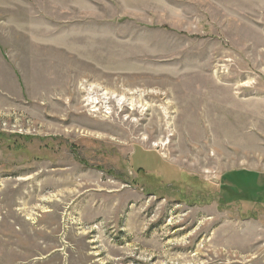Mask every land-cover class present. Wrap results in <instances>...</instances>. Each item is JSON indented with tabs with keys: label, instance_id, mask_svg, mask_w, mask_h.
<instances>
[{
	"label": "rangeland",
	"instance_id": "374dc122",
	"mask_svg": "<svg viewBox=\"0 0 264 264\" xmlns=\"http://www.w3.org/2000/svg\"><path fill=\"white\" fill-rule=\"evenodd\" d=\"M246 202L264 0H0V264H264Z\"/></svg>",
	"mask_w": 264,
	"mask_h": 264
},
{
	"label": "bare ground",
	"instance_id": "6f19581e",
	"mask_svg": "<svg viewBox=\"0 0 264 264\" xmlns=\"http://www.w3.org/2000/svg\"><path fill=\"white\" fill-rule=\"evenodd\" d=\"M105 99V101H106V106H107V108L110 106V101H109V97H106V98H104ZM130 100V99H129ZM125 102H126V100H125ZM129 105H130V108H134L133 107V103H128ZM167 143L166 142H159V143H155L154 144V146H157V147H165V145H166Z\"/></svg>",
	"mask_w": 264,
	"mask_h": 264
},
{
	"label": "crops",
	"instance_id": "0c3cea01",
	"mask_svg": "<svg viewBox=\"0 0 264 264\" xmlns=\"http://www.w3.org/2000/svg\"><path fill=\"white\" fill-rule=\"evenodd\" d=\"M232 173H234V172H232ZM246 203H253V204L263 203L264 204V202H246Z\"/></svg>",
	"mask_w": 264,
	"mask_h": 264
}]
</instances>
